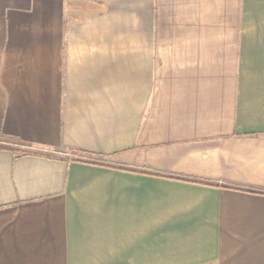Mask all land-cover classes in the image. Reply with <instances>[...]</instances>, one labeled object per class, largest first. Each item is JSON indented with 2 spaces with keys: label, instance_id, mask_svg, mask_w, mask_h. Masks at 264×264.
<instances>
[{
  "label": "crops",
  "instance_id": "0c3cea01",
  "mask_svg": "<svg viewBox=\"0 0 264 264\" xmlns=\"http://www.w3.org/2000/svg\"><path fill=\"white\" fill-rule=\"evenodd\" d=\"M0 142V264H264V0H0Z\"/></svg>",
  "mask_w": 264,
  "mask_h": 264
},
{
  "label": "trees",
  "instance_id": "16d2710c",
  "mask_svg": "<svg viewBox=\"0 0 264 264\" xmlns=\"http://www.w3.org/2000/svg\"><path fill=\"white\" fill-rule=\"evenodd\" d=\"M5 147H6V146L0 142V148H5ZM12 150H14V151H16V152H20V150L15 149V148H12ZM20 153H25V152H20Z\"/></svg>",
  "mask_w": 264,
  "mask_h": 264
}]
</instances>
